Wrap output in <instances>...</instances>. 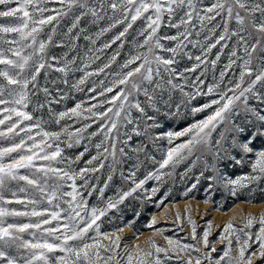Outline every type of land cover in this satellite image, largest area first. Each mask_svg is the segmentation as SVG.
<instances>
[{"label":"snow or ice","instance_id":"obj_1","mask_svg":"<svg viewBox=\"0 0 264 264\" xmlns=\"http://www.w3.org/2000/svg\"><path fill=\"white\" fill-rule=\"evenodd\" d=\"M190 173L264 194V0H0V264H264V210L122 243Z\"/></svg>","mask_w":264,"mask_h":264},{"label":"rangeland","instance_id":"obj_2","mask_svg":"<svg viewBox=\"0 0 264 264\" xmlns=\"http://www.w3.org/2000/svg\"><path fill=\"white\" fill-rule=\"evenodd\" d=\"M218 71L219 67L217 68V72ZM210 76L211 72H209V77ZM77 96H79V94H77ZM195 118H201L200 114H197ZM192 120L193 117L191 116H189L186 120H170V122L165 124L164 127L165 130L170 127L179 130L182 127H186L187 123L192 122ZM179 139L182 138H177L176 142H178ZM154 154L156 155L157 159H159L160 154L158 152ZM154 166L155 165L152 161H145L144 165L140 168L138 175L143 177V175L146 174V170L150 171ZM181 171H183L182 168L177 170L178 173ZM193 182H195V177L191 173L184 182H181L179 176L177 175L175 183L169 184V186L172 187V192L162 201L161 207L158 208L155 203L143 205L141 215L136 220L135 228L124 227L123 233L120 234L122 243H133L131 237L136 232L141 233L139 236L140 243H143L147 237L151 236L152 229L146 225L152 214H155L157 220V223L152 225V228L163 227L165 230V235H171L174 238L181 239L182 241H189L191 239L192 225L188 223V216H190L195 222L197 233H200L204 227L208 226L206 221L211 219L212 225L210 226L209 239L212 240L213 238L217 237V234L222 229L223 224L234 215L237 216V219L233 220V223L239 226L240 213H253L258 215L262 210H264V205L256 207V205L262 204L260 203V200L264 199V194H262L260 191H255L253 193V198L255 201L253 203L245 202L249 199L245 192H240L237 196L233 197L230 194L223 192V190H217L213 192L212 199L209 200L208 203H205L204 201L206 194L203 189L206 184L204 181H201L197 188L192 189V191L187 196L182 195L185 186L190 185ZM154 183H156L154 180H149L146 182V187L150 188ZM261 187H264V185H261ZM166 190V188L162 187L161 191L157 193V196L154 197L153 200L159 199V197H161L163 192ZM113 192L114 188L106 189L105 198L109 195H112ZM92 202H95V198H92ZM127 205H134L137 208H141V205L138 202H135L132 198H129L125 204L121 205L125 221L132 218L133 215L128 209ZM254 205L255 207H252ZM177 213H179L181 217L179 221L176 219ZM113 217H115V219H113ZM109 221H111V223H109ZM120 225V214L116 213L115 210H111L106 217H101L102 230L110 231L111 228L118 227ZM155 238L158 242L164 243L162 236L157 235Z\"/></svg>","mask_w":264,"mask_h":264},{"label":"bare ground","instance_id":"obj_3","mask_svg":"<svg viewBox=\"0 0 264 264\" xmlns=\"http://www.w3.org/2000/svg\"><path fill=\"white\" fill-rule=\"evenodd\" d=\"M263 205H264V204L256 205V207H257V206H263ZM250 206H251V205H250ZM252 207H255V205H254V206H252Z\"/></svg>","mask_w":264,"mask_h":264}]
</instances>
